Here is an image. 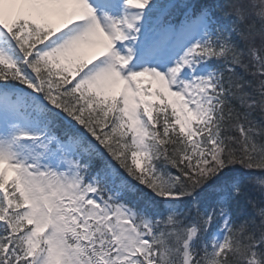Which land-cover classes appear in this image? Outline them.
<instances>
[{"label": "snow or ice", "instance_id": "obj_1", "mask_svg": "<svg viewBox=\"0 0 264 264\" xmlns=\"http://www.w3.org/2000/svg\"><path fill=\"white\" fill-rule=\"evenodd\" d=\"M0 264H264V0H0Z\"/></svg>", "mask_w": 264, "mask_h": 264}]
</instances>
